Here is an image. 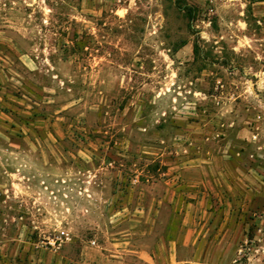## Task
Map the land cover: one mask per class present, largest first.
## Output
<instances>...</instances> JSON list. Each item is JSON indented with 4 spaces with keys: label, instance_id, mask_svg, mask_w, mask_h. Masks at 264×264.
<instances>
[{
    "label": "rangeland",
    "instance_id": "374dc122",
    "mask_svg": "<svg viewBox=\"0 0 264 264\" xmlns=\"http://www.w3.org/2000/svg\"><path fill=\"white\" fill-rule=\"evenodd\" d=\"M0 264H264V0H0Z\"/></svg>",
    "mask_w": 264,
    "mask_h": 264
}]
</instances>
